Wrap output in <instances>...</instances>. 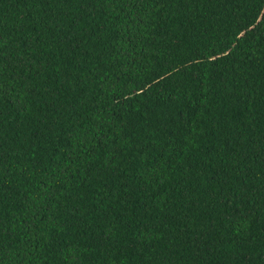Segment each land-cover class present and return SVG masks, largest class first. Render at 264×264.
Returning a JSON list of instances; mask_svg holds the SVG:
<instances>
[{
  "label": "trees",
  "instance_id": "16d2710c",
  "mask_svg": "<svg viewBox=\"0 0 264 264\" xmlns=\"http://www.w3.org/2000/svg\"><path fill=\"white\" fill-rule=\"evenodd\" d=\"M0 264H264V0H0Z\"/></svg>",
  "mask_w": 264,
  "mask_h": 264
}]
</instances>
